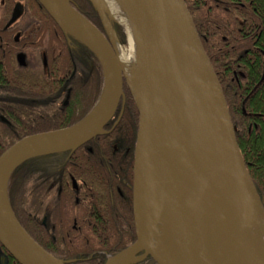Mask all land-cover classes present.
<instances>
[{"label":"water","instance_id":"obj_1","mask_svg":"<svg viewBox=\"0 0 264 264\" xmlns=\"http://www.w3.org/2000/svg\"><path fill=\"white\" fill-rule=\"evenodd\" d=\"M68 42L71 37L98 60L103 88L94 108L73 126L24 137L0 155V264H68L41 248L16 220L7 184L31 158L73 152L96 136L124 103L123 75L105 0H87L104 34L69 0H35ZM137 64L138 111L134 146L132 214L135 240L104 264H264L248 231L264 234V200L246 170L217 77L183 0H127ZM16 17V11L9 23ZM91 64V63H89ZM165 65L185 110V138L173 114ZM128 85V84H127ZM121 113L119 114V116ZM169 216L173 249L165 262L153 234ZM3 249L5 251L2 252Z\"/></svg>","mask_w":264,"mask_h":264},{"label":"trees","instance_id":"obj_2","mask_svg":"<svg viewBox=\"0 0 264 264\" xmlns=\"http://www.w3.org/2000/svg\"><path fill=\"white\" fill-rule=\"evenodd\" d=\"M14 1L5 0L8 13L12 10ZM23 1L25 12H39L36 18L39 26L54 28L57 31L59 52L57 57L50 61L51 63L48 62L47 74L57 78L59 101L64 97L65 91L70 89V104L65 109H60L59 106L56 108L52 124L40 122V110L35 103L42 97L45 87L34 73L11 64L13 59L11 51L9 54L0 49V61L9 62L8 65L0 66V75L4 74L7 79L6 85L0 82V115L10 122V125L0 122V155L24 137L67 128L78 123L95 106L103 86L102 70L94 54L71 37L67 42L60 29L35 0ZM69 2L104 33L98 13L90 2L87 0H69ZM183 2L219 82L246 170L258 196L262 198L264 197V0H183ZM0 26H3V23ZM112 26L116 35L120 37L119 27L114 24ZM88 60L93 63L91 72H88L86 67ZM73 68H75L74 75L70 79ZM123 92L125 103L122 118L111 132L97 136L95 139L102 141L100 144L104 146L107 154H112L113 148L117 150L128 148V154L133 156L138 111L134 101L125 95L124 86ZM118 140L121 142H117ZM42 157L31 158L16 167L9 177L6 190L7 200L16 220L38 245L54 258L70 261V264H104L109 257L134 242L131 222L130 227L127 226V229H130L126 238L118 233V225L111 224L105 226L98 243L69 240L73 232L71 226L67 225L66 213L61 211L56 222L57 242L41 238L36 209V166ZM108 214L119 219L116 212ZM52 221L55 223L54 219ZM63 236L65 239L62 241L59 238ZM2 251L5 253L4 250ZM96 251L102 254H97ZM8 264L17 263L8 257Z\"/></svg>","mask_w":264,"mask_h":264},{"label":"flooded vegetation","instance_id":"obj_3","mask_svg":"<svg viewBox=\"0 0 264 264\" xmlns=\"http://www.w3.org/2000/svg\"><path fill=\"white\" fill-rule=\"evenodd\" d=\"M18 5H21V8ZM15 11L16 17L9 23ZM38 13L25 12L23 0H15L12 10L8 13L5 0H0V25L3 23V26H0V49L9 54L11 51L13 57L11 64L34 73L45 87L42 97L35 104L40 110V122L52 124L56 108L59 106L60 109H65L69 106L70 89L65 91L64 97L59 101L57 78L47 74L48 62H52L59 52L58 35L54 28L39 26L36 20ZM8 63L0 61V66ZM86 67L88 72L92 71L91 60L86 62ZM74 71L75 68L70 79ZM0 79L2 84H7L4 74L0 75ZM124 103L118 105L115 114L103 128L105 134L111 132L122 118ZM0 122L10 125L9 120L1 115ZM95 138L74 150L75 154L68 151L39 159L36 166V209L41 238L57 242L56 222L60 211L66 213L67 225L71 226L73 232L71 238H68L67 231L66 236L69 240L98 243L105 226L111 224L118 225V233L126 238L130 222L135 236L132 214L134 152L132 156L128 154V148L123 150L113 148L112 154H107L104 146L100 144L102 141ZM96 151L98 152L95 153ZM261 199L264 200V197ZM110 212H116L119 219L109 216ZM121 227L124 229L120 230ZM59 239L63 241L65 238L63 236ZM95 253L102 254L97 251ZM138 264L155 263L146 258Z\"/></svg>","mask_w":264,"mask_h":264},{"label":"bare ground","instance_id":"obj_4","mask_svg":"<svg viewBox=\"0 0 264 264\" xmlns=\"http://www.w3.org/2000/svg\"><path fill=\"white\" fill-rule=\"evenodd\" d=\"M113 18L122 26H124L129 37V53L122 50L115 45V53L119 60L123 75L127 81L128 86L134 96H136V82H137V64L136 59L131 55L134 49L133 25L130 15L127 0H105ZM165 75L167 82V91L173 114L183 135L188 137V126L185 110L180 98L179 90L175 79L168 67L165 65ZM248 236L254 247L264 254V234L257 228H252L248 232ZM153 245L155 252L165 262L171 261L173 238L171 234L170 220L168 214L165 212L159 225L153 234Z\"/></svg>","mask_w":264,"mask_h":264},{"label":"rangeland","instance_id":"obj_5","mask_svg":"<svg viewBox=\"0 0 264 264\" xmlns=\"http://www.w3.org/2000/svg\"><path fill=\"white\" fill-rule=\"evenodd\" d=\"M19 8H21V5H18ZM109 9V8H108ZM110 12V10H109ZM111 14V12H110ZM111 18H113V16L111 15ZM22 24L24 23L23 21H21ZM116 25L119 27V32H120V37L118 36V34L116 35L115 31L113 30V26L112 25ZM111 26H112V30L114 32L115 38H116V42L114 41V39L112 38V36L110 34H108V38L111 40L113 47L115 49V45L120 47L122 50L127 51V53H129V37L128 34L126 33V30L124 28V26H122L121 24H119L114 18L113 20H111ZM134 49H135V45H134ZM131 55L136 58V53L135 51L131 52ZM124 87H125V95L129 96L133 101H134V95L131 91V88L127 85V81H124Z\"/></svg>","mask_w":264,"mask_h":264}]
</instances>
